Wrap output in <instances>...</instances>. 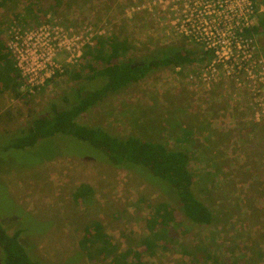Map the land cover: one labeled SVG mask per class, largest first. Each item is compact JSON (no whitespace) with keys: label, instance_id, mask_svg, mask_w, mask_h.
Segmentation results:
<instances>
[{"label":"rangeland","instance_id":"1","mask_svg":"<svg viewBox=\"0 0 264 264\" xmlns=\"http://www.w3.org/2000/svg\"><path fill=\"white\" fill-rule=\"evenodd\" d=\"M34 1L0 0V37L7 44L15 29L48 24L127 40L132 49L121 62L139 61L167 47L200 50L176 36L166 16L155 19L156 0H64L56 13L48 11L36 20L25 13ZM257 2L260 22L264 0ZM21 14L27 17L24 24L15 19ZM256 37L264 54V27ZM59 59L65 64L66 55ZM83 61L66 65L67 75L34 94L24 88L19 98L11 91L0 93V223L10 235L21 233L32 261L113 264L80 247L86 227L100 221L121 264L126 254L127 264H264V83L238 87L222 75L210 85L194 83L191 76L199 77L202 62L165 68L109 95L78 119L118 137L160 142L192 155L195 194L215 220L199 226L180 214L169 244L150 253L143 242L153 239L147 228L153 209L161 203L176 208L164 189L134 169L112 166L90 144L72 137L56 135L31 148H16L35 118L52 115V105L63 109L75 101L76 89L87 82L70 73L80 70L87 77ZM90 84V90H97L104 80ZM81 187L92 193L78 200Z\"/></svg>","mask_w":264,"mask_h":264},{"label":"trees","instance_id":"2","mask_svg":"<svg viewBox=\"0 0 264 264\" xmlns=\"http://www.w3.org/2000/svg\"><path fill=\"white\" fill-rule=\"evenodd\" d=\"M1 1L2 4H7L14 0ZM63 3L64 0H37L26 5L25 13L35 20L41 15L44 19L48 11L56 13ZM15 19L22 20L24 24L27 17L21 14L16 15ZM259 23L256 33H260L261 27H264V19ZM131 47L127 40L97 37L94 46L85 49L83 65L89 72L87 77L83 76L80 70H72L70 77L75 80L84 79L88 86L92 81L101 79L104 80L103 87L90 90L86 85L81 86L75 91V101L67 102V107L62 109L57 104L52 105V115L35 118L27 127L25 136L16 143V148H31L56 135L72 137L90 144L101 152L112 166L134 169L144 179L164 189L174 201L176 208L168 203H161L153 209L147 221V228L153 239H145L143 242L144 249L153 253L155 248L169 244L168 240L172 239L173 232L178 231L176 220L180 214L199 226L212 225L215 220L214 212L195 194V175L191 170L192 155L185 150L169 149L160 142L146 141L135 136L118 137L103 129L81 124L78 119L109 95L141 81L152 72L171 67L192 66L198 62L204 63L210 55L201 50L186 49L184 46L167 47L139 61L127 59L121 62ZM69 71L66 68L63 74L67 75ZM53 80L49 82L52 83ZM22 88L21 72L7 43L0 37V93L11 91L19 98L22 95ZM91 191L90 188L81 187L75 194L76 199H86L91 195ZM80 247L89 254L92 252L98 254L103 260L112 259L113 264H121L122 257V262L127 264L129 258L128 254L122 255L117 262V247L113 238L106 234L105 227L100 221L92 222L86 227ZM25 248L21 242V233L10 235L0 223V251L4 264H36ZM94 253L93 255H96ZM134 255L139 262L141 253ZM186 257H189L188 253Z\"/></svg>","mask_w":264,"mask_h":264},{"label":"built area","instance_id":"3","mask_svg":"<svg viewBox=\"0 0 264 264\" xmlns=\"http://www.w3.org/2000/svg\"><path fill=\"white\" fill-rule=\"evenodd\" d=\"M155 19L166 16L176 36L199 46L210 55L194 83L210 85L220 75L238 87L247 82L264 83V54L256 37L259 23L257 0H156ZM101 34L91 29L75 32L44 24L25 32L14 30L8 42L23 88L34 94L63 74L66 65L81 63L86 47H93ZM66 55L65 64L59 56ZM199 79V80H197Z\"/></svg>","mask_w":264,"mask_h":264}]
</instances>
